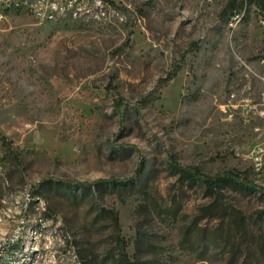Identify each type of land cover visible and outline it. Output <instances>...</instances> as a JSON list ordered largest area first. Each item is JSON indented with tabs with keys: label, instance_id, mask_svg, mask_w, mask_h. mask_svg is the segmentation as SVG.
Segmentation results:
<instances>
[{
	"label": "rangeland",
	"instance_id": "374dc122",
	"mask_svg": "<svg viewBox=\"0 0 264 264\" xmlns=\"http://www.w3.org/2000/svg\"><path fill=\"white\" fill-rule=\"evenodd\" d=\"M107 1L65 22L0 6V264H264L262 191L172 169L264 188L263 10ZM101 180L135 185L83 187Z\"/></svg>",
	"mask_w": 264,
	"mask_h": 264
},
{
	"label": "trees",
	"instance_id": "16d2710c",
	"mask_svg": "<svg viewBox=\"0 0 264 264\" xmlns=\"http://www.w3.org/2000/svg\"><path fill=\"white\" fill-rule=\"evenodd\" d=\"M255 4L259 6L263 11H264V0H231L224 12L223 15L227 16L228 14H233L236 12H240L245 8L246 4ZM119 109H123L122 105H119ZM4 143L6 145H9L12 147L13 142L10 140H7L5 136H3ZM172 169L177 172L178 174L181 175L182 179L188 180L189 182H197L203 184L207 190L211 193H214L217 190V187L224 182H236L243 186L246 190L250 192H255V191H262L264 195V188L261 186L255 184L254 182H251L248 178L244 177L241 173L236 172V171H228L223 174L215 175V176H209L205 175L204 173L201 172L199 168L193 167V168H182L179 166H172ZM146 172V167L143 166L139 172V176L144 175ZM107 185H111L113 187H125V188H133L135 185L134 183H131L130 181H117V180H101L99 182H96L92 185H83V187L87 189H92L94 188L95 191H99L101 194H104L105 191L107 190ZM133 185V186H132ZM112 219L114 221L115 226L117 227L119 234L122 232V228L120 225V218H119V213L117 211L112 210L111 212ZM125 249H123V258H126V252Z\"/></svg>",
	"mask_w": 264,
	"mask_h": 264
},
{
	"label": "built area",
	"instance_id": "2783aa9c",
	"mask_svg": "<svg viewBox=\"0 0 264 264\" xmlns=\"http://www.w3.org/2000/svg\"><path fill=\"white\" fill-rule=\"evenodd\" d=\"M108 6L107 0H29V7L25 8L36 19L52 22L56 20V14H67V12H78L80 15L89 16L101 15L104 19ZM262 23L264 25V19Z\"/></svg>",
	"mask_w": 264,
	"mask_h": 264
},
{
	"label": "bare ground",
	"instance_id": "6f19581e",
	"mask_svg": "<svg viewBox=\"0 0 264 264\" xmlns=\"http://www.w3.org/2000/svg\"><path fill=\"white\" fill-rule=\"evenodd\" d=\"M0 6L15 7L17 9H24L25 11H27V8L25 7H29V0H19V1L0 0ZM83 16L88 17L89 15H80L78 12H67V14H56V20H53L52 22H62V21L65 22V20L67 19H76L78 17H83ZM92 16H94L97 19L101 18V15H92Z\"/></svg>",
	"mask_w": 264,
	"mask_h": 264
}]
</instances>
